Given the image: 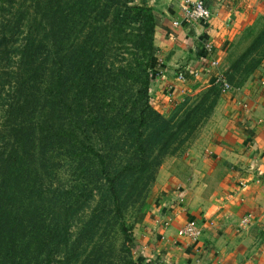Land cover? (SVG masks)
<instances>
[{
  "label": "trees",
  "instance_id": "16d2710c",
  "mask_svg": "<svg viewBox=\"0 0 264 264\" xmlns=\"http://www.w3.org/2000/svg\"><path fill=\"white\" fill-rule=\"evenodd\" d=\"M61 6L46 0L39 16L20 13L15 21L12 13L0 17V98L6 91L7 99L0 127V264H66L55 256L62 258L72 239H77L73 246L82 245L81 230L97 232L104 220L119 222L135 246L122 221V194L130 186L134 195L144 172L152 168L154 175L166 155L187 145L218 101L219 87L207 85L206 91L177 101L167 116L152 105L158 14L148 0H66ZM116 49H127L129 56L122 53L109 61ZM249 56L252 62L243 81L263 59L264 28L234 68ZM118 130L126 132L122 145L133 154L124 151L130 157L112 168L108 150L118 143ZM95 138L102 141L99 149ZM62 155L71 157L81 174L84 159L91 162L105 200L95 215L98 221L92 218L76 237L69 232L66 215L60 219L59 212L51 224L44 211L40 213V187L49 188ZM32 173L36 191L35 185L24 190L21 177L31 178Z\"/></svg>",
  "mask_w": 264,
  "mask_h": 264
},
{
  "label": "crops",
  "instance_id": "0c3cea01",
  "mask_svg": "<svg viewBox=\"0 0 264 264\" xmlns=\"http://www.w3.org/2000/svg\"><path fill=\"white\" fill-rule=\"evenodd\" d=\"M148 1L158 14V72L150 84L151 102H162L157 109L179 101L192 79L215 81L203 60L206 42L221 63L242 30L264 15L255 0H207L211 18L191 24L179 0ZM187 66L200 74L179 79ZM155 192L133 229L139 264H264V59L236 89L221 93L188 148L164 159ZM191 218L205 225L195 243L177 234Z\"/></svg>",
  "mask_w": 264,
  "mask_h": 264
},
{
  "label": "rangeland",
  "instance_id": "374dc122",
  "mask_svg": "<svg viewBox=\"0 0 264 264\" xmlns=\"http://www.w3.org/2000/svg\"><path fill=\"white\" fill-rule=\"evenodd\" d=\"M38 0H5L2 4V8L0 9V17L2 16H11L12 21H15L18 14L21 13V16L37 14L38 16L41 14L40 9L44 6V1L41 0L42 4L37 2ZM51 5L60 4L65 6L66 0H50ZM140 0H136L139 2ZM255 7L259 6L262 13H264V1L263 0H255ZM149 4V1H148ZM151 5V4H150ZM61 6V8H62ZM252 7V6H251ZM254 7V6H253ZM67 11V9H66ZM15 13V14H14ZM77 19L80 20V16L78 13ZM15 16V17H14ZM1 17V18H2ZM158 20V19H157ZM264 28V15H261L259 20H257L252 26H247L239 36L231 43V45L227 49V54L221 65L225 69V74L227 79L230 81L233 89H236L245 79L246 74L244 70L247 68V65L252 62L251 57L249 56L246 62L237 70L234 68L235 62L242 55L244 51L253 43L256 36L260 33V31ZM129 45V44H128ZM123 53V54H122ZM127 49H116L110 52L111 57L109 61H114L116 58H119L118 54H122L125 56H129ZM155 56V55H154ZM155 59V58H154ZM264 59V56H263ZM262 59V60H263ZM153 64V63H152ZM4 65V61L3 64ZM152 68L155 65L151 66ZM258 67V66H257ZM256 68L254 69V71ZM253 71V72H254ZM154 74H157V70H154ZM153 74V75H154ZM155 77V76H154ZM154 79V78H153ZM152 79V80H153ZM152 82V81H151ZM202 82L195 78L192 79L189 85V90H186L184 93H180V100L183 101L189 95L196 93L199 90H203L207 85H219L214 81L213 83L201 84ZM216 86V87H217ZM217 90L219 91L218 101L221 93L224 91L219 87ZM201 90V91H202ZM206 89L203 90L206 91ZM151 91V85L150 90ZM231 91V90H230ZM3 98H6V91L3 93ZM0 98V127L3 125L2 123L5 121L2 112V103L6 102ZM151 98V94H150ZM157 101V105H160L162 102L158 100H154L152 105L155 107V103ZM217 101V103H218ZM177 102V101H176ZM176 102L168 101L166 104H163L161 109H157L162 112L164 115H169L173 110V106ZM216 103V104H217ZM216 106V105H215ZM156 108V107H155ZM215 108V107H214ZM214 108L212 112L207 116V118L199 125V127L195 130V132L191 135L187 145H185L178 153L185 151L186 148L194 141V139L201 133L202 129L206 126L209 121L211 115L213 114ZM92 134V133H91ZM3 133L0 132V149H2V145L4 142V137H2ZM126 132L122 130H118L116 133V142L113 143L112 148L108 150L110 153L109 158L107 159L112 168L121 167L122 164L119 162L126 161L130 157V153H123L124 151H129L133 154L132 148H128V146H123V140L126 141ZM82 139L85 143H89V137L82 136ZM127 142V141H126ZM94 144L96 149L101 148L102 141L95 138ZM177 154V153H176ZM174 154H168L164 157V159L168 156ZM134 156V155H133ZM62 159L59 162V166L55 173L50 175L51 185L43 186L42 189L40 187L39 192H43L42 195L44 198L40 202L41 198H38L37 203L40 202L42 205V209L40 213L44 211V214L47 216V222L50 221L51 224L55 222L59 212L62 213L60 219H63L65 215L69 219V232L73 234V237L78 236L81 228L86 227L84 224H87L92 218L96 219L95 215L100 213L102 206L105 203L104 196H102L101 190L98 189L100 187L99 179L96 176L94 171V167L91 166V162L87 159L83 161V173L76 171L74 168V163L69 156H61ZM163 159V161H164ZM162 161V163H163ZM161 163V164H162ZM161 166V165H160ZM153 167V166H151ZM150 167V168H151ZM160 168V167H159ZM158 168V170H159ZM91 172L92 175H90ZM152 168L149 173H143V179L139 185V187L134 190V195L131 194L133 190H131L130 186L125 190V193L122 194V203L121 209L125 226L128 227L129 233L133 235V229L135 222L138 220L140 214L144 213L146 209L151 207L156 199L155 195V184L157 179L158 171L154 172V175L151 174ZM34 173V172H33ZM32 173L31 178L26 176H22V181H26L23 183L22 188L24 190H32V187L35 185L36 191V179L34 180V174ZM141 175V174H140ZM83 176V178H80ZM139 174L136 175L138 177ZM153 177H155L153 179ZM130 180V179H129ZM35 181V182H34ZM30 183V184H27ZM90 189H93V194H89ZM22 193V192H21ZM41 194V193H40ZM37 196V195H36ZM77 199V201H76ZM67 212V213H66ZM98 219L95 220L97 222ZM120 221V220H119ZM119 223V222H118ZM117 222L108 223L106 220L99 222L98 231H94L93 233L88 231V228L81 230L80 236L82 235V245H74L77 239L70 240L69 247L64 252L63 257L55 256V260H62L66 264H139V252L135 249L134 245H130L129 241L125 238L124 233L121 230V226ZM134 238V236H133ZM90 239H93L92 242H89ZM135 240V239H134ZM88 246L84 249L86 244ZM140 249L144 250L143 247ZM86 257H91L90 259H86ZM86 259V261H85ZM85 261V262H84ZM84 262V263H83Z\"/></svg>",
  "mask_w": 264,
  "mask_h": 264
},
{
  "label": "built area",
  "instance_id": "2783aa9c",
  "mask_svg": "<svg viewBox=\"0 0 264 264\" xmlns=\"http://www.w3.org/2000/svg\"><path fill=\"white\" fill-rule=\"evenodd\" d=\"M183 11L184 19L191 24L204 23L209 21L212 16V9L207 0H179ZM213 43L206 42L204 45L203 60L208 66L215 69V82L219 85L222 91H230L233 89L230 81L227 79L225 69L220 61L212 56ZM160 70V69H159ZM158 72V71H157ZM160 73H162L160 71ZM200 74L199 70L187 66L184 70L177 73L179 79H186L188 75L197 77ZM171 219V218H170ZM205 229L204 222L197 219H188L177 231L179 237H184L192 242L200 241ZM163 239V237H162Z\"/></svg>",
  "mask_w": 264,
  "mask_h": 264
}]
</instances>
